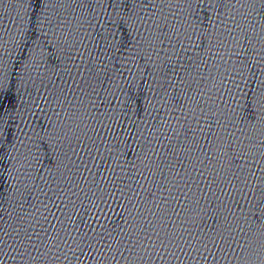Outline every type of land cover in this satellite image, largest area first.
Here are the masks:
<instances>
[{
  "label": "water",
  "instance_id": "water-1",
  "mask_svg": "<svg viewBox=\"0 0 264 264\" xmlns=\"http://www.w3.org/2000/svg\"><path fill=\"white\" fill-rule=\"evenodd\" d=\"M0 264H264V0H0Z\"/></svg>",
  "mask_w": 264,
  "mask_h": 264
}]
</instances>
